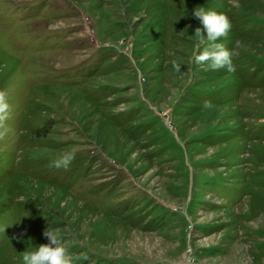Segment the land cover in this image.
<instances>
[{
	"label": "rangeland",
	"instance_id": "obj_1",
	"mask_svg": "<svg viewBox=\"0 0 264 264\" xmlns=\"http://www.w3.org/2000/svg\"><path fill=\"white\" fill-rule=\"evenodd\" d=\"M0 91V264H264V0H0Z\"/></svg>",
	"mask_w": 264,
	"mask_h": 264
},
{
	"label": "clouds",
	"instance_id": "obj_2",
	"mask_svg": "<svg viewBox=\"0 0 264 264\" xmlns=\"http://www.w3.org/2000/svg\"><path fill=\"white\" fill-rule=\"evenodd\" d=\"M191 15L198 18L202 25V34L200 27L194 31L196 37V47L204 45L199 54L194 55L196 63L209 62L212 69L226 68L228 71H234L232 57L238 53L225 48L222 44L217 43L218 38L226 36L231 28V22L223 13H217L214 10H206L204 7H196ZM174 67L179 70V65ZM9 105L5 101V94L0 91V120L7 117ZM73 159L72 153H65L58 159L54 160L53 166L56 168H67ZM4 230V229H3ZM43 235L48 238V243L39 245L34 251L26 252L23 257V264H73L72 257L68 249L60 242L56 233L46 228Z\"/></svg>",
	"mask_w": 264,
	"mask_h": 264
}]
</instances>
